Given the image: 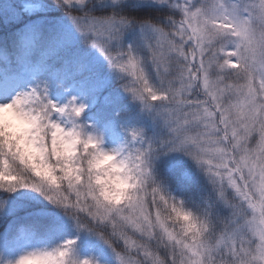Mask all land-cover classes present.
Masks as SVG:
<instances>
[{"label": "snow or ice", "instance_id": "snow-or-ice-1", "mask_svg": "<svg viewBox=\"0 0 264 264\" xmlns=\"http://www.w3.org/2000/svg\"><path fill=\"white\" fill-rule=\"evenodd\" d=\"M52 8L76 37L41 39ZM5 18L21 27L0 48V193L35 203L0 232V264H264V0H14ZM110 85L105 102L125 101L114 116H145L152 133L121 124L106 149L83 117ZM177 155L189 166H169ZM81 237L107 257L78 255Z\"/></svg>", "mask_w": 264, "mask_h": 264}, {"label": "trees", "instance_id": "trees-1", "mask_svg": "<svg viewBox=\"0 0 264 264\" xmlns=\"http://www.w3.org/2000/svg\"><path fill=\"white\" fill-rule=\"evenodd\" d=\"M14 0H0V11L7 12L13 4ZM133 11H137V9H133ZM138 11L147 12L148 9H138ZM151 11L155 12L156 9H152ZM41 16L43 17V21L41 23V39L43 41H47L52 38V36L55 34L57 29L65 30L69 33H71L74 37H76V34L74 33V30L67 29L63 26V24L68 21L67 18L63 16V13L59 10H56L55 8H52L51 10H48L46 12L41 13ZM20 27H11L8 25L6 18L2 21H0V48H7L9 50H13L17 45V37L20 34ZM131 39V37H129ZM80 53L82 55H86L87 59L94 63L96 66V69L99 71V73L104 76L108 77L109 72L104 65L101 58L98 57V55L95 53L94 50H85L80 49ZM114 85H110L108 89H105L104 92H101L99 94V98L97 99L96 103L92 106H90L86 113L87 115L92 116L94 119H96L99 123L106 125L110 128V130L116 135L117 143L116 147L123 142V140L126 137V132L121 131L120 125L122 124L124 129L137 126V127H144L146 134L152 133V127L150 120L142 116L139 120H125V119H117L114 116V112L117 110L118 107H123L125 101L122 100L121 105H108L105 100L104 96L107 92L113 91ZM55 97L56 95L53 94ZM57 97V96H56ZM159 103V102H156ZM128 108L131 112L135 113L138 111L136 106L128 105ZM84 119V117H83ZM167 164L169 166H174L177 168H185L188 167V162L185 161L180 156H173L167 160ZM25 190H19L16 193H0V199H5L6 201V207L9 209V214L0 216V232H4L6 234L12 233L17 228H19L22 224L26 223L27 221L31 220L32 217V204L35 203V201H28L25 196L22 195V193ZM32 197H36L37 194L31 193ZM51 207V206H48ZM72 230L69 228L64 233L60 234L54 239H45V238H35L40 243V248H50L55 246V244L59 241H61L64 236H71ZM92 245L94 248L98 251V253L103 252L104 257H107V250L103 248V245L94 240L90 239L88 237H81L79 246L77 249V253L81 252V250L88 246Z\"/></svg>", "mask_w": 264, "mask_h": 264}, {"label": "rangeland", "instance_id": "rangeland-1", "mask_svg": "<svg viewBox=\"0 0 264 264\" xmlns=\"http://www.w3.org/2000/svg\"><path fill=\"white\" fill-rule=\"evenodd\" d=\"M177 19H179V17H177ZM63 26L66 27L67 29L72 28L69 21H66L63 24ZM53 99L55 101V100H61L62 98L61 97H53ZM87 114L88 113L85 112L84 121L88 124H93L95 126L97 132L103 133L104 141H105L104 147L106 149L115 148L116 143H117L116 135L110 130V128L108 126L99 123L96 119H94L92 116L87 115ZM39 248H40V243L35 238H28V239L14 245L10 249L6 250L5 255L9 258H15V256H17L18 254H20L23 251L39 249ZM99 254L100 253H98V251L92 245H88V246L84 247L81 250V252L79 253V255L81 257L97 256Z\"/></svg>", "mask_w": 264, "mask_h": 264}, {"label": "clouds", "instance_id": "clouds-1", "mask_svg": "<svg viewBox=\"0 0 264 264\" xmlns=\"http://www.w3.org/2000/svg\"><path fill=\"white\" fill-rule=\"evenodd\" d=\"M53 3H55V0H53ZM119 173H113V175H118ZM26 264H41V262H34V261H28Z\"/></svg>", "mask_w": 264, "mask_h": 264}]
</instances>
